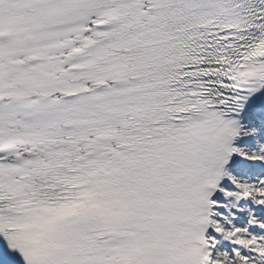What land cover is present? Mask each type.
<instances>
[{"label": "snow or ice", "instance_id": "1", "mask_svg": "<svg viewBox=\"0 0 264 264\" xmlns=\"http://www.w3.org/2000/svg\"><path fill=\"white\" fill-rule=\"evenodd\" d=\"M0 264H264V0H0Z\"/></svg>", "mask_w": 264, "mask_h": 264}]
</instances>
